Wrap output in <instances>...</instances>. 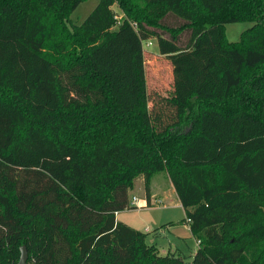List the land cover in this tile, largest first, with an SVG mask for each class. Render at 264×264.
Masks as SVG:
<instances>
[{"label":"trees","instance_id":"trees-1","mask_svg":"<svg viewBox=\"0 0 264 264\" xmlns=\"http://www.w3.org/2000/svg\"><path fill=\"white\" fill-rule=\"evenodd\" d=\"M83 1L0 0V264L23 244L30 264H264V0H100L71 22ZM150 38L173 67L152 106ZM159 173L192 259L117 218Z\"/></svg>","mask_w":264,"mask_h":264},{"label":"rangeland","instance_id":"rangeland-1","mask_svg":"<svg viewBox=\"0 0 264 264\" xmlns=\"http://www.w3.org/2000/svg\"><path fill=\"white\" fill-rule=\"evenodd\" d=\"M99 1L85 0L81 2L71 14V22L82 23ZM252 24L251 21L227 23L225 34L230 41H237L241 33ZM143 46L146 52V78L151 97L150 105L152 106L157 95L170 94L173 88V67L169 59L160 54L156 38L144 40ZM159 178H161V186L156 185V187L165 189L168 181L163 175ZM158 181L156 179L155 183L157 184ZM134 197H138L142 203H147L144 178L141 175L135 178L133 187L129 189L130 202ZM172 200L173 198H162V200H157L155 206L152 207H142L139 202L137 206L131 205V207L119 211L118 218L136 229L143 231L146 228L149 229L148 243L156 244L162 254L169 252L170 249H178L183 255L192 259L193 252L198 246L197 238L192 233L190 223L187 222L184 207L179 202ZM156 231H158V235Z\"/></svg>","mask_w":264,"mask_h":264},{"label":"crops","instance_id":"crops-1","mask_svg":"<svg viewBox=\"0 0 264 264\" xmlns=\"http://www.w3.org/2000/svg\"><path fill=\"white\" fill-rule=\"evenodd\" d=\"M162 175L168 181L167 182V186H166L165 189H159L158 187H156V185L157 186H159V185L161 186V178H159V177L162 176ZM156 179H157V181L159 179V181H158L157 184L155 183L156 182ZM160 196H162V198H166V197L167 198H173V200H172L173 202H176L177 201V202H179L182 205V203H181V201H180V199H179V197H178V195L176 193L175 187H174L173 183L171 182V180L169 179V176L167 174H160L159 173L158 175H155L153 177L152 185H151L150 205L148 204V198H147V203L146 202L145 203H142L139 200V198L138 197L137 198H138V202H140V204H141L142 207H152V206H155V202L157 200H162V198H160ZM118 216H119V212H117V218H118ZM168 228H169V226H168ZM144 231L150 232V230L147 229V228ZM157 233H158V231H156V234ZM197 243H198V240H197ZM197 248H198V246L195 248L194 252L196 251ZM169 252H176V253H179V254H182L183 255V253H181L180 251H178V249H175V250L170 249Z\"/></svg>","mask_w":264,"mask_h":264},{"label":"water","instance_id":"water-1","mask_svg":"<svg viewBox=\"0 0 264 264\" xmlns=\"http://www.w3.org/2000/svg\"><path fill=\"white\" fill-rule=\"evenodd\" d=\"M21 255L18 264H30L28 261L29 252L25 244L20 247Z\"/></svg>","mask_w":264,"mask_h":264},{"label":"built area","instance_id":"built-area-1","mask_svg":"<svg viewBox=\"0 0 264 264\" xmlns=\"http://www.w3.org/2000/svg\"><path fill=\"white\" fill-rule=\"evenodd\" d=\"M133 24L136 25L135 22H134ZM149 43H150V42H149ZM149 43H148V44H149ZM138 203H139V202H138V198H137V197H134L133 200H132V202H130V205H135V206H137Z\"/></svg>","mask_w":264,"mask_h":264}]
</instances>
